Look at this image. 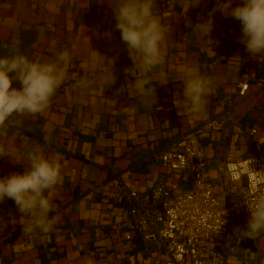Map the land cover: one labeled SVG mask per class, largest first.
Returning a JSON list of instances; mask_svg holds the SVG:
<instances>
[{
    "label": "crops",
    "instance_id": "1",
    "mask_svg": "<svg viewBox=\"0 0 264 264\" xmlns=\"http://www.w3.org/2000/svg\"><path fill=\"white\" fill-rule=\"evenodd\" d=\"M241 3L233 0L232 7ZM216 6L217 0H155V12L169 29L161 43L165 63L149 76L152 94L141 96L132 87L135 77L144 78L138 54L129 53L121 40L108 0H0V57L20 53L54 62L65 50L71 57L50 117H13L25 138L10 126L0 137L13 152V159L0 157V176L22 173L29 163L26 153L34 148L62 166L61 181L45 193L53 205L50 231L24 233L32 217L23 216L12 199L0 202V264H164L166 252L143 239L130 203L116 200L115 182L147 192L177 181L178 174L152 158L197 132L210 178L221 176L227 162L251 156L246 133L229 124L221 131L206 127L226 113L220 97L234 100L242 127L257 128L255 139L264 146V56L246 51L240 21L220 11L213 13L209 38L195 29ZM193 69L213 82L206 109L196 116L188 113L183 97V82ZM159 71L167 74V84L158 83ZM82 78L87 87L76 86ZM241 82L250 85L243 98L237 96ZM13 87L21 84L14 80ZM227 205L236 207L237 200L229 197ZM249 219L243 214L231 225L221 248L226 264H264L263 238L237 231Z\"/></svg>",
    "mask_w": 264,
    "mask_h": 264
},
{
    "label": "clouds",
    "instance_id": "2",
    "mask_svg": "<svg viewBox=\"0 0 264 264\" xmlns=\"http://www.w3.org/2000/svg\"><path fill=\"white\" fill-rule=\"evenodd\" d=\"M108 2L113 8L117 20L115 27L121 33V40L127 44L129 53L138 54V66L144 74V78L134 76L136 65L126 70L135 77L132 87L139 95L150 96L154 89L148 87L152 83L149 76L165 63L161 43L165 41L169 29L161 23L155 12V0ZM232 3L233 0H217L216 8L209 13V19L196 23L195 29L209 38L213 29L211 16L220 11L240 21V42L245 45L246 51L254 58L264 56V0H242L236 7H232ZM70 60L67 50L58 53L54 62L30 59L20 53L0 57V137L7 134L13 117L42 114L50 107L52 97L65 82ZM157 75L158 83H168L164 71H159ZM14 80L19 81L20 88L13 87ZM212 83L210 78L199 75L195 69L184 80L183 97L187 101L189 114L196 116L204 113ZM76 86L87 87V79L82 78ZM5 156L13 159V152L0 143V157ZM26 158L29 163L22 173L0 176V202L5 198L12 199L23 216L32 217L30 223L23 225L24 233L36 230L48 232L54 224V219L49 216L53 205L45 193L61 181L62 166L58 160L47 158L39 148L28 151ZM248 163L251 172L264 176V171H255L250 167L254 163L252 158H249ZM260 183L264 184V181ZM245 205L250 212V219L244 228L237 231L245 238L255 239L264 234V193L246 200ZM224 223L226 221L222 220V225Z\"/></svg>",
    "mask_w": 264,
    "mask_h": 264
},
{
    "label": "built area",
    "instance_id": "3",
    "mask_svg": "<svg viewBox=\"0 0 264 264\" xmlns=\"http://www.w3.org/2000/svg\"><path fill=\"white\" fill-rule=\"evenodd\" d=\"M211 19L214 20L213 14ZM249 88L248 82L239 83L237 96L245 97ZM217 101L226 113L210 120L206 127L221 131L229 124L246 133L252 140L251 156L227 162L221 176L210 178L209 161L197 132L181 137L152 158L156 165L178 174L177 181L158 184L147 192L128 188L122 181L114 184L116 200L120 204L130 203L133 223L140 228L143 239L155 242L166 252L168 260L164 264H226L221 248L231 225L240 222L243 214H250L246 200L264 193V184L260 183L264 176L251 172L248 163L252 158L254 163L250 167L264 171V146L255 139L257 128L246 130L242 127L234 100L220 97ZM53 109L51 101L50 107L39 116L49 118ZM10 128L18 138H25L15 120L10 122ZM50 140L47 137V141ZM229 197L237 200L236 207L227 205ZM222 220L226 221L223 225ZM240 236L243 237L241 233ZM260 237L264 240V234L255 239ZM126 239L130 240L131 235Z\"/></svg>",
    "mask_w": 264,
    "mask_h": 264
}]
</instances>
